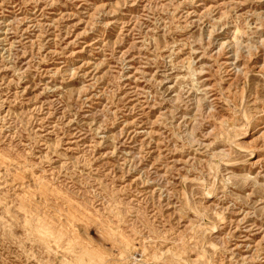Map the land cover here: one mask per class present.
Returning <instances> with one entry per match:
<instances>
[{"label":"rangeland","instance_id":"374dc122","mask_svg":"<svg viewBox=\"0 0 264 264\" xmlns=\"http://www.w3.org/2000/svg\"><path fill=\"white\" fill-rule=\"evenodd\" d=\"M97 255L264 264V0H0V264Z\"/></svg>","mask_w":264,"mask_h":264},{"label":"bare ground","instance_id":"6f19581e","mask_svg":"<svg viewBox=\"0 0 264 264\" xmlns=\"http://www.w3.org/2000/svg\"><path fill=\"white\" fill-rule=\"evenodd\" d=\"M241 33V32H239ZM237 36V35H236ZM254 67V66H253ZM246 79V78H245ZM187 182V181H186ZM82 207V206H81ZM124 241V240H123ZM98 256V257H97ZM95 257H93L92 260V264H101L103 262V260L99 257V255H97ZM153 256V255H152Z\"/></svg>","mask_w":264,"mask_h":264}]
</instances>
